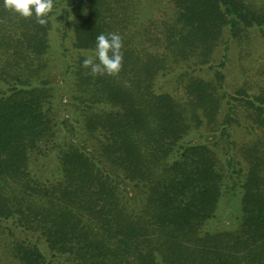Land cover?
Wrapping results in <instances>:
<instances>
[{
  "label": "trees",
  "instance_id": "trees-1",
  "mask_svg": "<svg viewBox=\"0 0 264 264\" xmlns=\"http://www.w3.org/2000/svg\"><path fill=\"white\" fill-rule=\"evenodd\" d=\"M144 3L0 0V264H264V56L225 78L264 0ZM108 33L122 69L92 76Z\"/></svg>",
  "mask_w": 264,
  "mask_h": 264
},
{
  "label": "clouds",
  "instance_id": "clouds-1",
  "mask_svg": "<svg viewBox=\"0 0 264 264\" xmlns=\"http://www.w3.org/2000/svg\"><path fill=\"white\" fill-rule=\"evenodd\" d=\"M6 10L14 12L23 18L33 15L39 25L47 24L46 17L52 11L54 0H3ZM123 41L119 34H100L96 37L95 53L87 56L82 66L90 69L92 76H118L122 69Z\"/></svg>",
  "mask_w": 264,
  "mask_h": 264
},
{
  "label": "rangeland",
  "instance_id": "rangeland-1",
  "mask_svg": "<svg viewBox=\"0 0 264 264\" xmlns=\"http://www.w3.org/2000/svg\"><path fill=\"white\" fill-rule=\"evenodd\" d=\"M163 0H145L144 5L139 6V15L138 18L141 20L144 18H148L151 16L152 8L156 6L158 3H162ZM157 3V4H156ZM251 43L244 50H249L248 56L244 57L243 60H240V56L238 54V50L241 48L238 45L231 44L229 47L230 58L227 66L225 68V78L228 86L238 85L240 84V68L242 66H248L253 63V60L260 59L264 56V33H262L258 28H251ZM264 32V30H263ZM236 50V51H233ZM255 65V64H254ZM238 67V68H237ZM241 77V76H240ZM227 198V197H226ZM231 207V201L227 198V200L222 203L220 208V213L226 210L225 216L221 217V223H230V216L232 215L233 209Z\"/></svg>",
  "mask_w": 264,
  "mask_h": 264
}]
</instances>
